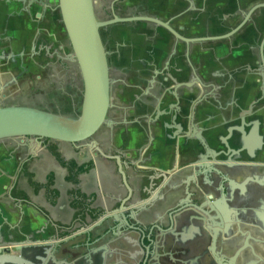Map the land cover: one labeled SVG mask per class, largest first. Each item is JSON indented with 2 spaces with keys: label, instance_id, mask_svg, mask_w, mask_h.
<instances>
[{
  "label": "flooded vegetation",
  "instance_id": "flooded-vegetation-1",
  "mask_svg": "<svg viewBox=\"0 0 264 264\" xmlns=\"http://www.w3.org/2000/svg\"><path fill=\"white\" fill-rule=\"evenodd\" d=\"M10 1L15 14L38 24L46 20L51 31L39 30L49 39L33 42L27 53L26 46L17 56L6 52L10 45L0 49V106L79 112L83 81L70 58L57 0ZM94 12L104 22L99 33L110 78L108 122L84 142L68 143L64 153L42 140L41 147L53 155V146L67 163L53 155L65 170L68 189L59 188L56 170L40 174L34 164L38 151L29 156L20 138L0 141V229L6 227L0 243H54L47 252L33 249L31 256L23 250L19 264H67L83 250L85 264L126 260L122 244L140 238L141 220L107 232L108 215L127 194L119 158L130 187H145L131 200L137 207L119 215L126 218L132 211L135 219H143L149 214L143 222L148 234L202 244L180 264H264V0H94ZM27 54L39 58L35 69L24 66L13 75L10 61ZM189 120L191 141L185 137ZM219 129L225 134H216ZM214 133L215 141L209 137ZM134 137L139 143L131 149ZM199 139L214 150L205 154ZM59 193H69L70 222L49 218L33 229L36 217L46 216L38 199L54 206ZM173 196L181 208L169 203ZM214 199L226 220L215 238L203 231V223L212 225L211 214L193 205ZM183 214L192 218L186 230L151 227H166L169 217ZM26 216L27 234L22 232ZM43 228L48 234L38 239Z\"/></svg>",
  "mask_w": 264,
  "mask_h": 264
},
{
  "label": "water",
  "instance_id": "water-1",
  "mask_svg": "<svg viewBox=\"0 0 264 264\" xmlns=\"http://www.w3.org/2000/svg\"><path fill=\"white\" fill-rule=\"evenodd\" d=\"M31 3L33 2H28L29 5ZM57 5L61 23L72 49L70 58L77 63L83 81L81 108L79 112L71 114L28 105L0 106V141L20 138L21 144L27 146L28 154L31 157L36 155L37 147H41L43 139L66 143L84 142L103 123L108 122L106 112L110 105V78L108 75L106 52L99 33V27L104 22L97 20L95 16L94 0H57ZM185 127V137L188 141H191L190 120ZM171 138L174 139L175 136L172 135ZM199 143L204 149L205 154L210 152V150H214L209 142L203 139H199ZM117 161L120 167L119 172L122 184L127 189V194L119 198V207L108 215L107 219L112 220L107 232L118 231L119 226L131 221V219H134L136 222L141 220L138 222L141 225L138 227L140 238L135 242L124 241L122 244L126 260L121 261L120 257H116L113 258L114 264L182 263L185 256L196 251L202 244L193 239L189 240L176 236L167 238L164 236L156 237L151 233L148 234L150 229L146 232L143 222H147L150 218L149 214H145L143 219H135L132 211H130V215L126 218L119 215V211L125 210L126 213L128 207L132 209L137 207L139 203L131 200L134 195L137 197L139 192H145V187L139 184V187L135 186V188H131L127 181V176L121 168V160L117 158ZM124 165H127L126 162ZM164 174L168 175V173ZM224 195V192L221 193L222 198H224ZM175 198L178 197L173 196L169 200V203L173 205L177 204V208H181L182 206L178 205L180 202H177L178 199ZM215 202L216 200L214 199L207 203L198 202L193 204L201 212L211 214L209 220L212 221V225L208 221L206 224L203 223V231L208 233L209 236H213V238L216 237L217 232L221 231V227L224 221H226L223 219L220 211L215 208ZM191 223L192 218L183 214L178 216V218L169 217V222L165 225L166 227L156 223H151V227L164 231V229L170 226H179L180 230H186ZM145 239L148 244L144 243ZM45 240L50 241V239ZM24 242L22 244L19 242L6 244L9 245L6 248L2 246L4 244L0 243V264H19L24 260V257L21 255L23 250H27V254L31 256L32 251H34L33 249L41 248L43 249L42 251L47 252L48 247L54 244L45 241L40 243L36 241H34L35 243H28L30 241ZM4 248L7 250L6 252L3 250ZM34 256L37 259L41 258L39 253Z\"/></svg>",
  "mask_w": 264,
  "mask_h": 264
},
{
  "label": "crops",
  "instance_id": "crops-1",
  "mask_svg": "<svg viewBox=\"0 0 264 264\" xmlns=\"http://www.w3.org/2000/svg\"><path fill=\"white\" fill-rule=\"evenodd\" d=\"M15 5L16 4L12 3L10 0H0V49L2 47H5V45H7V47L10 45V46H12V48L6 50V52H11L15 56H17L20 53V51L22 50L21 48L23 46H26L25 53H27V51H28L27 47H29V45H31L33 42L35 44H38L39 42H42L43 39H49V37L44 35L42 33V31H41V33H38V31L39 30L44 31V29H47L49 31L51 24L46 20H44L43 23L38 24V19H35V18L29 19L26 16L15 14V12H14ZM34 9H35V11H37V13L40 11L39 6H35ZM38 60H39V58H33V57L29 58L28 54L23 56L22 59L21 58L17 59V57H16L15 60L10 61V62H12L9 66L10 69H12L11 73L13 75L17 76L16 72H18V71L22 72L25 67H27V69L34 70L35 69L34 63H35V61H38ZM217 133L220 135L225 134V132L222 129H219L216 132V134ZM216 134L214 133V136H213V134H212V136L209 134V137H211L212 140L215 141L214 137ZM206 139L208 140V137ZM138 143H139L138 140H136V138L134 137V139L131 140L130 144H128L127 147H129L131 149H135V147L138 145ZM50 144L56 146V148L61 153H64V151L68 147V143L62 142V141L51 140ZM157 148L160 151H163L166 153L169 152L168 149H164L160 146L158 147V145H157ZM37 151H38L40 157L36 160V162L34 164L38 168L40 174L44 175L48 169L56 170L58 173L59 188L62 189V187H63V188L68 189L70 186L67 182H65V179H64L65 170L57 165L53 155L48 151L47 148H44V147H37ZM139 166L140 165H137V167H139ZM175 167H176V164L174 165L173 168H175ZM127 171L130 173V167ZM167 171H170V169H168ZM173 173H171V174H173ZM119 183H120V178H119ZM129 183L132 184L133 183L132 180L131 181L129 180ZM119 190L122 191L123 193H125L124 188H120ZM2 194H4V193H0V195H2ZM82 194L85 197L87 195V193H82ZM69 197H70L69 193H59L58 201L56 202V204H54V206L49 205L45 201L46 199H44V198L40 199L39 198L38 202L41 203L43 210H45L44 214H46L47 218L45 215H41V216L38 215L36 217V220L34 222H32V224H31L32 228L35 229L36 227L40 226V223H43V225H44L46 222H48L49 218H51L52 221H55L57 223H61V224L69 223L70 218H71L70 216L72 214V210L69 206V202H70ZM29 221L30 220L28 219V216H26L25 221H24L25 225L24 224L22 225V232L23 233L27 234L30 232V227H28ZM43 230H44V228H43ZM0 232L5 234L6 227H2L0 229ZM47 234L48 233L46 232V230H44L42 235H37L38 239H40L41 237L42 238L46 237ZM20 241L24 242L26 240H20ZM10 243H15V242H7L6 244H10ZM6 244H4L2 246H9ZM83 252H84V250L81 252L80 256L71 257L67 261V264H85V260L83 259V255H84Z\"/></svg>",
  "mask_w": 264,
  "mask_h": 264
},
{
  "label": "trees",
  "instance_id": "trees-1",
  "mask_svg": "<svg viewBox=\"0 0 264 264\" xmlns=\"http://www.w3.org/2000/svg\"><path fill=\"white\" fill-rule=\"evenodd\" d=\"M51 152L53 153V155L55 156V158L61 162L62 164L66 165L67 163L65 162V160L63 159V157H61V155L55 150V148L53 146L50 147ZM67 179H69V177H67Z\"/></svg>",
  "mask_w": 264,
  "mask_h": 264
},
{
  "label": "rangeland",
  "instance_id": "rangeland-1",
  "mask_svg": "<svg viewBox=\"0 0 264 264\" xmlns=\"http://www.w3.org/2000/svg\"><path fill=\"white\" fill-rule=\"evenodd\" d=\"M65 110H67V109H65Z\"/></svg>",
  "mask_w": 264,
  "mask_h": 264
}]
</instances>
